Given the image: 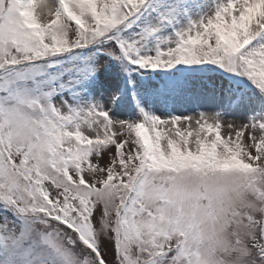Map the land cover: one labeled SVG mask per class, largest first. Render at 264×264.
I'll use <instances>...</instances> for the list:
<instances>
[{
	"label": "snow or ice",
	"instance_id": "6c2138e0",
	"mask_svg": "<svg viewBox=\"0 0 264 264\" xmlns=\"http://www.w3.org/2000/svg\"><path fill=\"white\" fill-rule=\"evenodd\" d=\"M0 264H264V0H0Z\"/></svg>",
	"mask_w": 264,
	"mask_h": 264
}]
</instances>
